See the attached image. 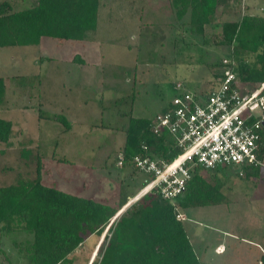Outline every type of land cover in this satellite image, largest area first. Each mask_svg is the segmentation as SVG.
Listing matches in <instances>:
<instances>
[{
  "label": "rangeland",
  "instance_id": "374dc122",
  "mask_svg": "<svg viewBox=\"0 0 264 264\" xmlns=\"http://www.w3.org/2000/svg\"><path fill=\"white\" fill-rule=\"evenodd\" d=\"M4 1L12 11L36 3ZM241 6L264 14V0ZM216 27H207L203 42L184 30L168 0H101L97 28L80 42L42 38L38 46L0 48V118L12 125L9 141L0 142V187L34 180L40 160L43 184L113 207L126 198V210L145 192L132 198L146 177L113 165L128 122L153 120L179 82L196 94L217 85L216 63L229 48L213 44ZM60 115L69 128L54 119ZM218 170L204 173L220 187L217 204L181 211L194 252L203 264H264V168L252 178ZM7 227L0 264H25L17 246L29 237L15 223ZM103 238L88 237L65 264L99 261Z\"/></svg>",
  "mask_w": 264,
  "mask_h": 264
},
{
  "label": "trees",
  "instance_id": "16d2710c",
  "mask_svg": "<svg viewBox=\"0 0 264 264\" xmlns=\"http://www.w3.org/2000/svg\"><path fill=\"white\" fill-rule=\"evenodd\" d=\"M35 1V5L20 11H12L7 1L0 3V48L38 46L42 38L80 42L87 32L97 28L101 0ZM168 1L177 20L191 36L203 41L207 27L217 26L213 44L232 48L238 83L258 85L264 82V14L253 12V9L249 11L248 7L241 6V0ZM221 61L222 58L216 66L221 67ZM219 76L215 75L214 79ZM4 101L5 85L0 78V107ZM54 119L69 128L64 116H54ZM151 122L130 118L120 151L124 157L120 169L130 167L133 173H139L128 161L146 151L155 159H170L175 155L168 151L166 138L152 134ZM11 130V123L0 118L1 143L9 141ZM142 147L146 148L145 152ZM258 158L264 163V128ZM38 161L34 180L22 178L16 184L0 187V232H11L7 226L15 223L17 230L29 237L17 246L25 264H65L67 256L78 245L92 235L103 233L98 251L100 259L92 264H203L194 252L183 221L177 220L175 215L176 210L217 204L220 187L211 185L204 173L218 172V169L195 168L184 193L173 201L162 199L159 192L153 190L111 223L127 203L126 198L113 207L47 186L41 181L42 165ZM117 161L118 157L113 164L116 167ZM261 168L245 167L244 175L257 177Z\"/></svg>",
  "mask_w": 264,
  "mask_h": 264
},
{
  "label": "built area",
  "instance_id": "2783aa9c",
  "mask_svg": "<svg viewBox=\"0 0 264 264\" xmlns=\"http://www.w3.org/2000/svg\"><path fill=\"white\" fill-rule=\"evenodd\" d=\"M221 61L222 75L217 85L205 94L175 84L176 95L169 107L156 114L150 130L158 138L169 141V158H152L145 152L128 163L147 177L141 195L157 190L164 200L182 195L195 168L215 171L235 170L239 176L245 167H262L261 130L264 128V82L258 85L238 83L236 61L231 54ZM243 94H242V93ZM124 165L119 154L117 166ZM176 219L185 221L180 210Z\"/></svg>",
  "mask_w": 264,
  "mask_h": 264
},
{
  "label": "water",
  "instance_id": "95a60500",
  "mask_svg": "<svg viewBox=\"0 0 264 264\" xmlns=\"http://www.w3.org/2000/svg\"><path fill=\"white\" fill-rule=\"evenodd\" d=\"M127 208V207H126ZM125 210V208L124 209H122L121 210V212H119L112 220H111V223L113 222V221H115L117 218H118V216L123 212Z\"/></svg>",
  "mask_w": 264,
  "mask_h": 264
},
{
  "label": "crops",
  "instance_id": "0c3cea01",
  "mask_svg": "<svg viewBox=\"0 0 264 264\" xmlns=\"http://www.w3.org/2000/svg\"><path fill=\"white\" fill-rule=\"evenodd\" d=\"M252 9H253V7H252ZM259 9H263V8H259ZM253 10H254V9H253ZM259 11H260V10H259ZM145 181H146V177H145L143 183H145ZM220 250H221V248H220ZM262 257H264V256H262Z\"/></svg>",
  "mask_w": 264,
  "mask_h": 264
},
{
  "label": "clouds",
  "instance_id": "9594fccd",
  "mask_svg": "<svg viewBox=\"0 0 264 264\" xmlns=\"http://www.w3.org/2000/svg\"><path fill=\"white\" fill-rule=\"evenodd\" d=\"M142 189H143V188H142ZM141 191H142V190H141ZM141 197H142V196H141ZM141 197H140V198H141ZM138 199H139V198H138ZM138 199H137V200H138ZM137 200H136V201H137Z\"/></svg>",
  "mask_w": 264,
  "mask_h": 264
}]
</instances>
